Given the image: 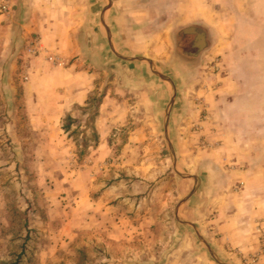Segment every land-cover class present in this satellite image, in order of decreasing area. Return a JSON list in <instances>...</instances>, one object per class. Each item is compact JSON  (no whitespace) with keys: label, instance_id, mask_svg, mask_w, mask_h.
<instances>
[{"label":"crops","instance_id":"crops-1","mask_svg":"<svg viewBox=\"0 0 264 264\" xmlns=\"http://www.w3.org/2000/svg\"><path fill=\"white\" fill-rule=\"evenodd\" d=\"M182 30L189 37L173 45ZM212 40L223 53L217 73L200 65ZM188 45L195 50L183 51ZM21 59L23 75L1 69L0 79L29 110L27 124L46 143L59 142L63 118L78 117L95 131L83 138L97 160L94 187L116 174L92 203L94 225L109 223L97 233L161 244L156 253L131 248L139 264H244L259 251L264 0H14L0 15V63ZM167 65L175 87L156 73ZM110 158L114 168L101 173ZM155 188L156 202L132 197Z\"/></svg>","mask_w":264,"mask_h":264},{"label":"rangeland","instance_id":"rangeland-1","mask_svg":"<svg viewBox=\"0 0 264 264\" xmlns=\"http://www.w3.org/2000/svg\"><path fill=\"white\" fill-rule=\"evenodd\" d=\"M5 22H8L7 19ZM188 33L185 30L178 32V37L173 38V45L175 39H178V45L181 44L184 38L189 37ZM8 34L9 31L7 39H11L12 34ZM189 49L190 52L195 50L189 45L182 48L183 51ZM203 49L205 62L200 65L207 72L217 73L223 63V53L217 42L212 40L211 45ZM169 66H161V73L176 82L177 76ZM1 69L14 71L17 77L26 72L27 65L21 59L18 64L0 63ZM6 80L2 82L0 79V264H139L143 259L136 261L133 255L130 256L131 248L137 247L141 251L152 248L156 253L157 246L161 247V244L151 242L149 245V240L143 241L145 237L114 240L105 233H97L109 223L94 225L92 203L107 191L117 177L113 173H104L99 177L103 187L97 189L100 184L96 188L93 185L98 179L97 169L93 167L97 160L88 158V146L83 141L85 136H93V128L85 129L79 125L78 117L69 119L66 116L61 122L62 139L46 143L39 130L27 124L29 110H21V106L18 108L9 82L4 85ZM26 80V77L23 78V81ZM169 81L168 85L172 86ZM201 101L202 98H196L198 104H202ZM206 113L203 110L200 116H206ZM17 119L21 121L18 125L15 124ZM193 129H198V125ZM158 133L161 134V127ZM66 135L71 138V144H68ZM64 136L66 138L62 141ZM157 158H161V151ZM115 161V158L105 160L101 173L114 168L112 164ZM179 172L186 175L183 169ZM157 175L151 184L159 182L161 174L158 172ZM122 178L125 177L119 176V180ZM155 191L156 188L151 196L141 193L132 197L142 199L141 195H146L144 197L149 202L154 201L151 198H155L156 202L160 192ZM157 212L160 213L161 208ZM159 232L161 224L158 228L152 226L151 238ZM203 238H199V243L204 245ZM147 256L150 257L146 255L144 260ZM152 260L157 261L155 258Z\"/></svg>","mask_w":264,"mask_h":264},{"label":"built area","instance_id":"built-area-1","mask_svg":"<svg viewBox=\"0 0 264 264\" xmlns=\"http://www.w3.org/2000/svg\"><path fill=\"white\" fill-rule=\"evenodd\" d=\"M14 9V0H0V13L6 14L10 13ZM201 103L204 105V109H206V105L203 100ZM261 246L258 252L245 258L246 263L249 264H264V230H261Z\"/></svg>","mask_w":264,"mask_h":264},{"label":"water","instance_id":"water-1","mask_svg":"<svg viewBox=\"0 0 264 264\" xmlns=\"http://www.w3.org/2000/svg\"><path fill=\"white\" fill-rule=\"evenodd\" d=\"M156 73H157V74H160L162 77H164V78L170 80V81L173 83L174 87H175V83L173 82V80H171V78H169V77L167 78L166 75H164V74H162V73H160V72H158V71H156ZM203 241L207 244L206 240L203 239Z\"/></svg>","mask_w":264,"mask_h":264}]
</instances>
